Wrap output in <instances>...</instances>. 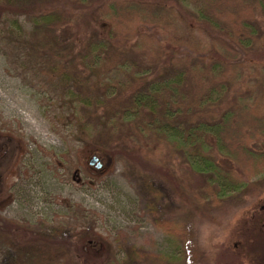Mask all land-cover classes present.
<instances>
[{"label": "rangeland", "instance_id": "374dc122", "mask_svg": "<svg viewBox=\"0 0 264 264\" xmlns=\"http://www.w3.org/2000/svg\"><path fill=\"white\" fill-rule=\"evenodd\" d=\"M242 109L264 0H0V264H260L264 174L205 130Z\"/></svg>", "mask_w": 264, "mask_h": 264}, {"label": "trees", "instance_id": "16d2710c", "mask_svg": "<svg viewBox=\"0 0 264 264\" xmlns=\"http://www.w3.org/2000/svg\"><path fill=\"white\" fill-rule=\"evenodd\" d=\"M118 29L129 23L141 20L139 11H129L113 5L106 14ZM205 130L214 134L224 145L230 156L253 174H264V150L255 152L250 148L251 142L264 138V128L255 115L247 109L236 111L232 116H224L214 126L208 125ZM162 229L171 236L182 238L184 229L178 224L160 223ZM253 250L264 264V237L260 233L253 236Z\"/></svg>", "mask_w": 264, "mask_h": 264}, {"label": "water", "instance_id": "95a60500", "mask_svg": "<svg viewBox=\"0 0 264 264\" xmlns=\"http://www.w3.org/2000/svg\"><path fill=\"white\" fill-rule=\"evenodd\" d=\"M98 158H96V157H93L90 161H89V164L91 165V166H93V165H95V167L97 168V169H100L101 167H102V164L101 163H98Z\"/></svg>", "mask_w": 264, "mask_h": 264}, {"label": "flooded vegetation", "instance_id": "af4514ba", "mask_svg": "<svg viewBox=\"0 0 264 264\" xmlns=\"http://www.w3.org/2000/svg\"><path fill=\"white\" fill-rule=\"evenodd\" d=\"M93 157L98 158V160H99L98 163H100V158H99L97 155H94ZM93 157H92V158H93ZM92 158H91V159H92ZM102 167H103V165H102ZM102 167H101V168H102ZM101 168H100V169H101Z\"/></svg>", "mask_w": 264, "mask_h": 264}]
</instances>
